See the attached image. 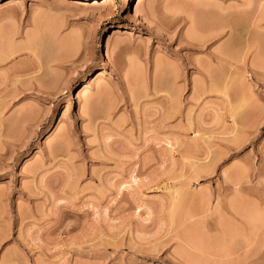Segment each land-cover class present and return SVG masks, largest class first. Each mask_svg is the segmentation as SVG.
<instances>
[{"label":"rangeland","instance_id":"1","mask_svg":"<svg viewBox=\"0 0 264 264\" xmlns=\"http://www.w3.org/2000/svg\"><path fill=\"white\" fill-rule=\"evenodd\" d=\"M239 1L0 0V264H264V0L207 39Z\"/></svg>","mask_w":264,"mask_h":264},{"label":"bare ground","instance_id":"2","mask_svg":"<svg viewBox=\"0 0 264 264\" xmlns=\"http://www.w3.org/2000/svg\"><path fill=\"white\" fill-rule=\"evenodd\" d=\"M239 5H238V7L237 8H221V13H218L219 14V19H220V21H219V24H218V26L219 27H216L217 28V32H215V34L214 33H211L212 35H210V36H207V37H209V38H207V39H211L210 37H212L213 38V40H214V37L216 38V37H219V36H223V35H228L227 37H228V39H229V41L230 40H233L235 37H236V35H237V32L239 31L238 29H237V27H238V25L236 24V21H235V19H234V17L236 18L238 15H245V14H249V16L251 15L250 14V9L249 8H251L252 6H250V4H251V2L249 1V0H240L239 1V3H238ZM263 6H264V2H263ZM213 11V10H212ZM215 11V10H214ZM206 12V11H205ZM251 13H253V10H252V12ZM203 15V14H202ZM216 15V14H215ZM218 16V15H217ZM201 17V16H200ZM218 18V17H217ZM258 21H260V20H258ZM202 22V21H201ZM211 22V21H210ZM254 22V21H253ZM252 22V23H253ZM209 23V22H208ZM217 23V22H216ZM255 23V22H254ZM213 25V24H212ZM208 27H209V25H207ZM237 26V27H236ZM211 27V26H210ZM203 30H206V29H203ZM212 32H213V30H212ZM214 34V35H213ZM220 38V37H219ZM222 38V37H221ZM234 41V40H233ZM206 42V41H205ZM207 43V42H206ZM231 42H229L227 45H224L223 47H220V49L217 51V53H218V56L219 55H221L222 57L221 58H218L217 56H216V62H224V63H229V60H228V58H227V55H228V53L229 52H231L232 51V46L234 45V42L233 43H231ZM205 44V43H204ZM233 44V45H232ZM230 45H232V46H230ZM11 51V50H10ZM1 57V56H0ZM7 58V57H6ZM3 60V59H2ZM1 60V61H2ZM217 64V63H216ZM216 75V74H215ZM97 77V76H96ZM99 77H97V78H95L96 80L98 79ZM83 88H86V87H83ZM83 91H85V89L83 90ZM83 91L81 92L82 94H83ZM210 200V199H209ZM207 202H210V201H208V199H207ZM219 203V202H218ZM217 203V204H218ZM207 205L209 206V205H211V204H208L207 203ZM222 208V207H221ZM208 209H209V207H208ZM219 212V207L218 206H216L215 208H214V211L213 212H209V210H206L205 211V216L207 217V218H210V219H213V215H215V214H217ZM215 217V216H214ZM209 230V229H208Z\"/></svg>","mask_w":264,"mask_h":264}]
</instances>
